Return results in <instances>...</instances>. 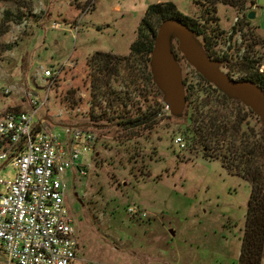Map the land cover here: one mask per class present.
<instances>
[{
  "label": "rangeland",
  "instance_id": "obj_1",
  "mask_svg": "<svg viewBox=\"0 0 264 264\" xmlns=\"http://www.w3.org/2000/svg\"><path fill=\"white\" fill-rule=\"evenodd\" d=\"M198 1L0 0V21L7 10L25 16L20 24L9 23L6 33L0 30V116L26 111L30 99L47 98L39 114L49 131L65 140L66 127H83L97 138L93 157L81 162L86 176L67 173L65 202L80 242L75 264H238L252 185L233 163L241 142L227 140L221 152L212 142L198 146L199 135L194 139L191 132L202 127L207 134V110L196 104L213 101L209 97L217 93L183 60L174 42L185 96L192 103L186 102L183 117L173 118L151 77L147 81L150 69L129 59L147 6L167 2L199 22L208 36L216 33L209 53L233 60L221 68L232 79L246 77L245 58L263 68L264 0H255L250 8L255 18L241 25L237 9ZM199 40L204 44L202 36ZM99 53L111 56L117 72L99 74L92 61ZM50 67L60 73L53 83L42 75ZM101 82L108 84L104 96ZM226 105L220 107L226 117L264 141V125L251 110L235 102ZM146 112L158 113L148 125H118L121 118ZM224 154L230 158L223 159ZM261 158L251 168L263 177L264 154ZM2 164L0 181L11 182L14 169ZM0 264H7L1 250Z\"/></svg>",
  "mask_w": 264,
  "mask_h": 264
},
{
  "label": "built area",
  "instance_id": "obj_2",
  "mask_svg": "<svg viewBox=\"0 0 264 264\" xmlns=\"http://www.w3.org/2000/svg\"><path fill=\"white\" fill-rule=\"evenodd\" d=\"M58 74L52 67L42 73L51 83ZM47 100L30 99L26 111L0 116V164L15 172L11 182L0 181V250L7 264H74L80 250L65 202L67 173L86 176L81 162L93 157L97 138L83 127H66L65 140L49 131L39 114Z\"/></svg>",
  "mask_w": 264,
  "mask_h": 264
},
{
  "label": "trees",
  "instance_id": "obj_3",
  "mask_svg": "<svg viewBox=\"0 0 264 264\" xmlns=\"http://www.w3.org/2000/svg\"><path fill=\"white\" fill-rule=\"evenodd\" d=\"M197 3L202 6H204V4L215 5L220 3L222 6L237 9L243 14V19H241L239 22V25H241L243 20L248 21L247 14L251 11L250 8L254 7L255 0H200ZM175 6L176 5L174 3L167 2L147 6L145 16L143 17L141 23H139L138 41H136L130 47L129 59L135 62L139 59L145 68H149V59L153 49V41L156 36L157 28L163 20L174 18L182 21L196 37L199 38L202 36L204 38L205 42L202 45L211 59L218 60L219 62H226L228 60L227 56H223L220 60L219 58H214L209 53L213 42L217 40L214 38L216 37V33H213V38L212 35L208 36V34L205 32V29H202V26L199 24V22L184 17L181 13L177 12ZM24 19V13L18 12V14L14 15L12 12L7 10L3 19L0 21V30L2 33H6L8 31L9 23L12 22L15 24H20ZM245 59L246 60L243 61L241 68L247 74L246 77L239 80H250L264 90V73H259L258 69L256 68L259 62L255 61L254 59ZM111 60L112 58L110 55L99 53L92 60L93 67L98 70L99 74H103L105 71L108 73L109 70L113 69V67L111 68ZM117 69L118 68L116 65L113 70L117 72ZM107 73L104 74L106 75ZM150 76V73H148V82H150ZM199 77L200 80L207 85L209 90L217 93V96L215 95L212 98V95H210L209 98L213 101L204 100L203 102L196 104V107H199L200 105L202 109L206 108L207 110V113L205 114L207 117L206 119L209 122L207 134L203 135L204 129H202V127H194L191 132L194 134V139L199 135V145L196 141L198 146L206 148L208 144L210 145L212 142L216 145V147L221 149V152L226 149L225 143L227 140L233 141L234 144L237 143L238 140L241 142L240 147L236 150L237 157L233 163L235 162V168L240 170L242 178L250 180L252 185L249 202H247L244 236L241 240L242 246L241 254L238 258V264H261V256L263 255L264 247V176L262 177L261 174L251 167L255 158L262 159L261 155L264 154V141L260 139H254L255 136H253L250 132H243V129L240 126L242 123L238 122L237 119V121H235L232 117H226L220 110V107L225 105L224 107L227 108L226 104L234 103L235 100L227 99L212 85L204 81L200 75ZM93 84L96 87L98 82H93ZM99 87H101V89L105 88V91L102 92V96H104L107 93L108 84L105 85V82H101ZM185 97L187 103H192V100H189V96ZM235 103L238 104V102ZM157 114V112L153 114L146 112L142 115V117H137L135 119H123L120 117L123 121H119L118 125L128 126L130 128H135L142 124L148 125L153 121ZM194 115L195 113H193V117ZM235 115L237 117V114ZM197 119L198 118H195V121H198ZM229 158L230 157L226 156L225 154L223 155V159L227 160ZM75 173V176L79 175V171L75 170Z\"/></svg>",
  "mask_w": 264,
  "mask_h": 264
},
{
  "label": "water",
  "instance_id": "obj_4",
  "mask_svg": "<svg viewBox=\"0 0 264 264\" xmlns=\"http://www.w3.org/2000/svg\"><path fill=\"white\" fill-rule=\"evenodd\" d=\"M247 18L253 20L254 11H250ZM174 42L183 60L204 81L227 99L250 109L264 125V90L250 80L236 81L225 74L221 70L224 62L211 59L199 38L182 21L174 18L159 24L149 59L151 81L161 93L162 102L171 117H183L187 106L182 70L172 51Z\"/></svg>",
  "mask_w": 264,
  "mask_h": 264
},
{
  "label": "flooded vegetation",
  "instance_id": "obj_5",
  "mask_svg": "<svg viewBox=\"0 0 264 264\" xmlns=\"http://www.w3.org/2000/svg\"><path fill=\"white\" fill-rule=\"evenodd\" d=\"M248 15V14H247ZM249 20V19H248ZM228 57V56H227ZM233 60H231V58L230 57H228V60L226 61V62H224V65L225 66H228L229 65V63H231ZM261 66H263V65H261ZM257 68H258V66H257ZM264 68V67H263ZM262 67L261 68H259L258 69V72L259 73H264V69H263Z\"/></svg>",
  "mask_w": 264,
  "mask_h": 264
},
{
  "label": "crops",
  "instance_id": "obj_6",
  "mask_svg": "<svg viewBox=\"0 0 264 264\" xmlns=\"http://www.w3.org/2000/svg\"><path fill=\"white\" fill-rule=\"evenodd\" d=\"M78 254H79V253H78ZM77 258H78V255H77ZM77 258H76V261H77ZM76 261H75V262H76ZM74 264H75V263H74Z\"/></svg>",
  "mask_w": 264,
  "mask_h": 264
}]
</instances>
